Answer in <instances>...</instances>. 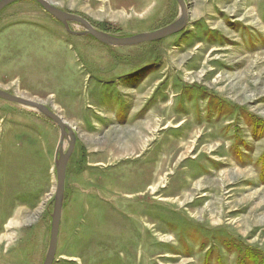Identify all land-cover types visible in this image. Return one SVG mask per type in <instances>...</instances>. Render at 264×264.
I'll return each instance as SVG.
<instances>
[{"label":"rangeland","instance_id":"rangeland-1","mask_svg":"<svg viewBox=\"0 0 264 264\" xmlns=\"http://www.w3.org/2000/svg\"><path fill=\"white\" fill-rule=\"evenodd\" d=\"M1 1V0H0ZM125 38L177 0H47ZM187 27L102 44L38 3L0 13V89L76 146L53 264H264V0H185ZM61 131L0 99V264H43Z\"/></svg>","mask_w":264,"mask_h":264},{"label":"water","instance_id":"water-1","mask_svg":"<svg viewBox=\"0 0 264 264\" xmlns=\"http://www.w3.org/2000/svg\"><path fill=\"white\" fill-rule=\"evenodd\" d=\"M22 0H1L0 1V13L12 4ZM38 3L49 15L69 28V22H75L81 24L85 28L84 35H90L98 42L113 46V47H132L146 43H153L164 40L170 36L179 34L188 25L189 22V10L185 0H177L181 10L179 19L173 24L156 30L150 33H142L132 37L118 38L110 36L106 33L100 32L95 29L86 19L65 12L47 0H30ZM0 99L10 103L19 104L31 109L37 110L43 116L53 121L61 131L60 146L63 147V143L69 140V149L66 153L60 150L59 158L56 162V174H57V186L55 193L54 212L52 215L51 235L48 252L46 254L43 264H53L56 258V253L59 243L60 227L62 221L63 204L66 190L67 180V168L69 160L74 152L76 146V135L73 129L63 120L57 113L51 111L47 106L36 101L27 100L19 96H15L6 91L0 89Z\"/></svg>","mask_w":264,"mask_h":264}]
</instances>
